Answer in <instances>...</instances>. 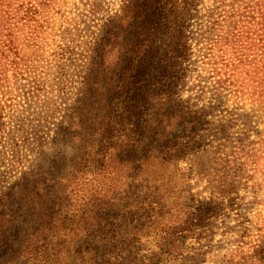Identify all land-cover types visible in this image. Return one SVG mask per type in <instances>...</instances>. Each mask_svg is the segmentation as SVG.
Instances as JSON below:
<instances>
[{
	"label": "trees",
	"instance_id": "1",
	"mask_svg": "<svg viewBox=\"0 0 264 264\" xmlns=\"http://www.w3.org/2000/svg\"><path fill=\"white\" fill-rule=\"evenodd\" d=\"M204 3L124 0L121 12L106 19L88 49L87 87L97 70L112 65V94L140 96L148 121L160 128L147 129L127 164H105L92 147L61 185L47 182V233L32 227L10 239L14 194L4 193L0 264H203L227 208L220 199L198 198L181 167L194 151V132L225 129L212 120L222 105L255 116L256 129H264V63L253 58L256 51L264 55V0H209L203 11ZM66 4L0 0V95L9 93L13 37L24 50L21 32L35 85L30 98L45 97L47 23L56 35L54 19L62 17V27L70 16ZM52 56V70L63 69L64 53L54 50ZM248 101L250 109L243 103ZM243 258L264 264V239Z\"/></svg>",
	"mask_w": 264,
	"mask_h": 264
},
{
	"label": "rangeland",
	"instance_id": "2",
	"mask_svg": "<svg viewBox=\"0 0 264 264\" xmlns=\"http://www.w3.org/2000/svg\"><path fill=\"white\" fill-rule=\"evenodd\" d=\"M123 1L68 0L64 11L70 16L63 14L62 27L63 18L54 19L56 35H50L47 23V85L41 84L46 95L36 101L30 98L35 85L24 36L17 32L24 50L13 37L17 52L12 54L9 93L0 95V199L7 192L14 194L15 225L8 232L10 239L32 227L47 233V182L61 185L72 165L87 159L90 148L103 154L105 164H127L147 129L160 128L148 121L147 101L140 96L112 94V65L96 71L87 95L88 49L106 19L121 12ZM208 4L205 0L203 11ZM54 50L65 55L63 69L52 70ZM263 56L256 51L253 58L263 65ZM243 103L247 109L252 107L249 101ZM212 120L223 122L225 129L197 128L194 151L181 162L193 193L201 200L220 199L227 208L223 228L203 264H252L243 257L264 239V154L260 152L264 129H256L257 118L234 106H219ZM242 233L239 245L243 249L236 252Z\"/></svg>",
	"mask_w": 264,
	"mask_h": 264
}]
</instances>
